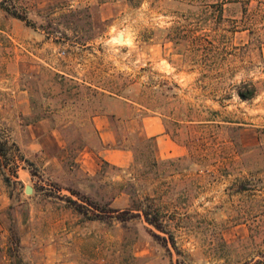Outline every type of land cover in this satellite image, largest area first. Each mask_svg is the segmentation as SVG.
<instances>
[{
  "label": "rangeland",
  "instance_id": "rangeland-1",
  "mask_svg": "<svg viewBox=\"0 0 264 264\" xmlns=\"http://www.w3.org/2000/svg\"><path fill=\"white\" fill-rule=\"evenodd\" d=\"M25 67L32 118L50 117L65 142L52 164L65 173L38 167L37 192L0 173L19 230L33 233L27 264H264V0H0V72L14 81ZM101 115L132 161L96 158L89 172L76 158L100 149ZM151 115L183 152L160 156L141 133ZM72 188L120 209L148 203L169 232L90 219Z\"/></svg>",
  "mask_w": 264,
  "mask_h": 264
},
{
  "label": "crops",
  "instance_id": "crops-1",
  "mask_svg": "<svg viewBox=\"0 0 264 264\" xmlns=\"http://www.w3.org/2000/svg\"><path fill=\"white\" fill-rule=\"evenodd\" d=\"M34 72H36L35 69L22 68L18 72L16 71L14 81L5 78L7 73L0 72V128L16 144L19 153L25 159L34 163L42 172L58 178L59 174L65 173V171L61 168H54L52 164H56L60 151L65 148L61 130L48 116L32 118L34 107L30 88L22 83L21 78L19 79L23 75L34 74ZM112 114L120 117V111H113ZM95 121L100 138V149L95 152L92 147L85 145L76 160L82 163L89 172L96 170V158L119 166L130 164L132 151L128 148L114 147L118 142V132L110 117L108 115L96 116ZM141 133L155 141L157 151L162 157L174 156L183 152V148L178 146L168 135L162 118L157 115L145 116L141 119ZM17 164V174L12 178L18 183V186L19 183H22L24 187L21 188L25 190L27 185L35 181L36 176L30 172L24 160H18ZM32 186L33 192H37L36 186L34 184ZM11 201L12 196L5 191L0 182V236H5L6 240H8L9 234L8 209ZM20 235L24 250H29L35 242L30 228L20 225ZM5 245V250H7V241H5Z\"/></svg>",
  "mask_w": 264,
  "mask_h": 264
},
{
  "label": "trees",
  "instance_id": "trees-1",
  "mask_svg": "<svg viewBox=\"0 0 264 264\" xmlns=\"http://www.w3.org/2000/svg\"><path fill=\"white\" fill-rule=\"evenodd\" d=\"M3 8L8 12V14L29 22L27 17L25 15L20 14L17 10L11 9L9 6H5L4 4ZM255 94V91H251V93H244L242 91L239 92V95L243 99L252 98ZM24 160L26 163V166L30 170V172L37 176L38 171L37 167L32 163L31 161L25 159L20 153L19 148L16 146L14 142L11 141V139L6 135V133L0 129V170L1 173L5 176V181L10 183L11 180L15 182L13 179H11V176L9 175L7 168H12L11 165L14 164L15 166L13 169H9L13 175L17 174V160ZM18 184L17 182H15ZM21 187H24L22 183H19ZM72 193L76 194L81 198L84 202H79L78 200L73 199L72 197H66L67 200L74 206V208L82 213L87 215L90 219L97 220V219H116L121 222H126L128 220H131L133 218H143L147 223L153 225L157 229L165 232L167 231V227L165 226L163 219L161 215L154 211L148 203H140L135 208L132 209H120L110 206V204H99L95 200L91 199L89 196L82 195V193L76 189L72 188L70 189ZM12 196V194H10ZM13 197V196H12ZM14 205H10L8 209L10 224L8 227V246H7V256L10 257L11 264H27L23 252H24V246L21 243V235L20 230L17 225V219L14 216ZM151 234L158 238H162L165 240L166 246H168L167 239L165 237H161L157 233H155L152 229L149 230ZM172 239V244L175 248H177L175 239L172 234H170Z\"/></svg>",
  "mask_w": 264,
  "mask_h": 264
},
{
  "label": "water",
  "instance_id": "water-1",
  "mask_svg": "<svg viewBox=\"0 0 264 264\" xmlns=\"http://www.w3.org/2000/svg\"><path fill=\"white\" fill-rule=\"evenodd\" d=\"M33 191H34V188H33L32 185H27V186L25 187V192H26V193L31 194V193H33Z\"/></svg>",
  "mask_w": 264,
  "mask_h": 264
},
{
  "label": "built area",
  "instance_id": "built-area-1",
  "mask_svg": "<svg viewBox=\"0 0 264 264\" xmlns=\"http://www.w3.org/2000/svg\"><path fill=\"white\" fill-rule=\"evenodd\" d=\"M18 161V160H17Z\"/></svg>",
  "mask_w": 264,
  "mask_h": 264
}]
</instances>
